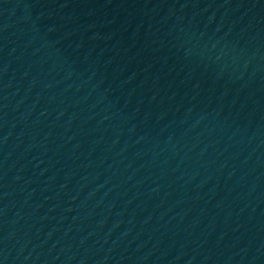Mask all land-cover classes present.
<instances>
[{
	"label": "water",
	"instance_id": "1",
	"mask_svg": "<svg viewBox=\"0 0 264 264\" xmlns=\"http://www.w3.org/2000/svg\"><path fill=\"white\" fill-rule=\"evenodd\" d=\"M0 264H264V0H0Z\"/></svg>",
	"mask_w": 264,
	"mask_h": 264
}]
</instances>
